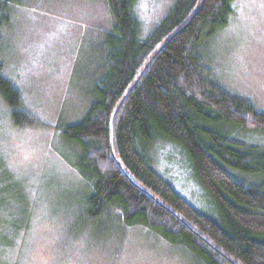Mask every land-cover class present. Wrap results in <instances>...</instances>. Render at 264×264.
<instances>
[{"label": "trees", "instance_id": "16d2710c", "mask_svg": "<svg viewBox=\"0 0 264 264\" xmlns=\"http://www.w3.org/2000/svg\"><path fill=\"white\" fill-rule=\"evenodd\" d=\"M105 1L114 22L94 99L81 120L58 125L76 151L64 161L89 186L80 225H100L111 215L120 227L145 228L200 264H264V151L229 138L232 129L264 135V112L213 78L203 53L229 25L235 0H173L144 39L137 0ZM7 2L0 0V29ZM0 100L14 127L35 126L1 74ZM164 142L187 162L209 213L152 168L150 151Z\"/></svg>", "mask_w": 264, "mask_h": 264}, {"label": "rangeland", "instance_id": "374dc122", "mask_svg": "<svg viewBox=\"0 0 264 264\" xmlns=\"http://www.w3.org/2000/svg\"><path fill=\"white\" fill-rule=\"evenodd\" d=\"M172 2L136 1L141 39ZM4 16L0 74L37 123L14 127L0 100V264H200L145 228L120 227L111 215L100 225H80L89 186L64 161L76 151L61 137L60 126L81 120L94 99L114 22L106 1L8 0ZM203 53L213 78L264 112V0H235L229 25L204 44ZM229 138L264 151L263 134L232 129ZM149 156L164 181L209 213L176 147L164 142Z\"/></svg>", "mask_w": 264, "mask_h": 264}, {"label": "water", "instance_id": "95a60500", "mask_svg": "<svg viewBox=\"0 0 264 264\" xmlns=\"http://www.w3.org/2000/svg\"><path fill=\"white\" fill-rule=\"evenodd\" d=\"M114 116H115V114H114L113 117H112L111 124H112V121H113Z\"/></svg>", "mask_w": 264, "mask_h": 264}]
</instances>
